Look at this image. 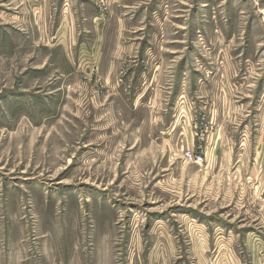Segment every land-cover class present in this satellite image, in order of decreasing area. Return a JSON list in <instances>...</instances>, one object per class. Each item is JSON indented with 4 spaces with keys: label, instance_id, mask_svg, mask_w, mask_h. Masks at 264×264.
<instances>
[{
    "label": "rangeland",
    "instance_id": "374dc122",
    "mask_svg": "<svg viewBox=\"0 0 264 264\" xmlns=\"http://www.w3.org/2000/svg\"><path fill=\"white\" fill-rule=\"evenodd\" d=\"M0 264H264V0H0Z\"/></svg>",
    "mask_w": 264,
    "mask_h": 264
},
{
    "label": "built area",
    "instance_id": "2783aa9c",
    "mask_svg": "<svg viewBox=\"0 0 264 264\" xmlns=\"http://www.w3.org/2000/svg\"><path fill=\"white\" fill-rule=\"evenodd\" d=\"M186 157L193 162L201 163L204 160L203 154L194 150H188L186 152Z\"/></svg>",
    "mask_w": 264,
    "mask_h": 264
}]
</instances>
